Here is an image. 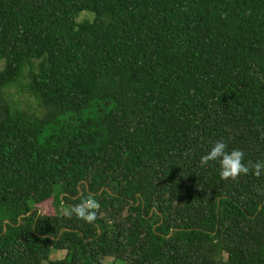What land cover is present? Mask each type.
<instances>
[{"label":"trees","instance_id":"16d2710c","mask_svg":"<svg viewBox=\"0 0 264 264\" xmlns=\"http://www.w3.org/2000/svg\"><path fill=\"white\" fill-rule=\"evenodd\" d=\"M221 139L264 161V0H0V264H264Z\"/></svg>","mask_w":264,"mask_h":264},{"label":"clouds","instance_id":"9594fccd","mask_svg":"<svg viewBox=\"0 0 264 264\" xmlns=\"http://www.w3.org/2000/svg\"><path fill=\"white\" fill-rule=\"evenodd\" d=\"M227 149L228 145L223 139L215 141L211 149L200 157V166L206 167L210 161H216L220 165V178L235 182H239L241 176H246L249 173L257 178L264 174V161H257L255 163L249 161L245 164L243 162L245 154L242 150L232 149L228 151ZM98 210V201L89 195L82 199L79 204L62 208L60 215L69 219L75 216L86 223H93L97 219Z\"/></svg>","mask_w":264,"mask_h":264},{"label":"rangeland","instance_id":"374dc122","mask_svg":"<svg viewBox=\"0 0 264 264\" xmlns=\"http://www.w3.org/2000/svg\"><path fill=\"white\" fill-rule=\"evenodd\" d=\"M85 18H88V19L92 20L93 19V14L88 13V12L87 13L84 12V13L80 14L78 20H82V19H85ZM40 209H41V211H43L45 213H53L54 212V208H53L52 204L50 203V201L42 204L40 206ZM63 255H64L63 252L53 251L50 257L51 258H55V257L61 258V257H63ZM107 262L110 263L112 261L109 258V259H107ZM44 264H47V263H44Z\"/></svg>","mask_w":264,"mask_h":264}]
</instances>
